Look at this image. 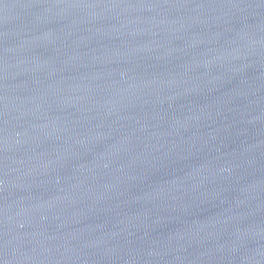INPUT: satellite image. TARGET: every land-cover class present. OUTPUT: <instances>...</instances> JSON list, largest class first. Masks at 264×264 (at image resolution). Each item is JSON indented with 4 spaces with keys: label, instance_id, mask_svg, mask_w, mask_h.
Masks as SVG:
<instances>
[{
    "label": "water",
    "instance_id": "water-1",
    "mask_svg": "<svg viewBox=\"0 0 264 264\" xmlns=\"http://www.w3.org/2000/svg\"><path fill=\"white\" fill-rule=\"evenodd\" d=\"M0 264H264V0H0Z\"/></svg>",
    "mask_w": 264,
    "mask_h": 264
}]
</instances>
